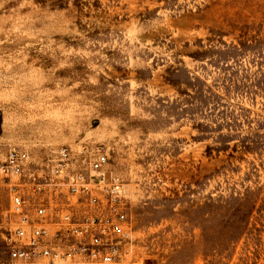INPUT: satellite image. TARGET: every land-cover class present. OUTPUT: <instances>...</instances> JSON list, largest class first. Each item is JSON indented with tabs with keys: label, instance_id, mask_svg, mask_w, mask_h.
Masks as SVG:
<instances>
[{
	"label": "rangeland",
	"instance_id": "rangeland-1",
	"mask_svg": "<svg viewBox=\"0 0 264 264\" xmlns=\"http://www.w3.org/2000/svg\"><path fill=\"white\" fill-rule=\"evenodd\" d=\"M81 142L124 181L130 263L264 264V0H0V164Z\"/></svg>",
	"mask_w": 264,
	"mask_h": 264
},
{
	"label": "built area",
	"instance_id": "built-area-1",
	"mask_svg": "<svg viewBox=\"0 0 264 264\" xmlns=\"http://www.w3.org/2000/svg\"><path fill=\"white\" fill-rule=\"evenodd\" d=\"M0 187L11 200L10 227L0 228L6 264H132L131 210L106 145L60 146L36 164L11 149Z\"/></svg>",
	"mask_w": 264,
	"mask_h": 264
}]
</instances>
